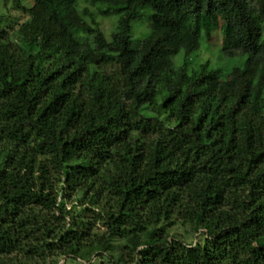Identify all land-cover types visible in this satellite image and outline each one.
<instances>
[{
	"label": "trees",
	"instance_id": "1",
	"mask_svg": "<svg viewBox=\"0 0 264 264\" xmlns=\"http://www.w3.org/2000/svg\"><path fill=\"white\" fill-rule=\"evenodd\" d=\"M4 2L0 264H264V0ZM218 19L229 71L193 59ZM178 219L204 244L170 237Z\"/></svg>",
	"mask_w": 264,
	"mask_h": 264
},
{
	"label": "rangeland",
	"instance_id": "2",
	"mask_svg": "<svg viewBox=\"0 0 264 264\" xmlns=\"http://www.w3.org/2000/svg\"><path fill=\"white\" fill-rule=\"evenodd\" d=\"M9 6H12L10 1ZM84 4H82V9H84ZM7 10L4 0H0V14L5 13ZM92 11H95L94 7H91ZM15 15H21L19 11L12 12ZM148 14H145L142 19L135 21L133 23V32L132 38L134 41L145 39L150 32V27L148 23ZM96 20L100 28L103 30L108 39L112 38V34L117 29V17L116 16H107L100 17L96 15ZM241 44V41L234 30L228 32L227 24L222 20L218 19L217 29L214 33V36L211 40H204L203 44L199 51L193 54L194 63H205L210 62L211 66L214 68H223L225 71H229L232 67L236 65H242V60L236 57H229L223 52V48L236 47L238 48ZM183 53H180L176 60L177 63H181L183 58ZM62 184L58 183L56 185L57 191L63 197H67L66 193H63ZM81 192H75L66 199L67 208L71 211V214L77 217V222L82 223L86 220H91L94 217L92 209L94 208L90 203H82ZM167 230L170 234V237H175L180 240L187 242L192 245H202L205 242V236L202 233L201 227L195 223L189 221H184L178 219L173 224H168ZM66 260L61 259L60 264H65ZM95 263V260H94ZM97 264L99 262H96ZM66 264H80L78 261L68 259Z\"/></svg>",
	"mask_w": 264,
	"mask_h": 264
}]
</instances>
